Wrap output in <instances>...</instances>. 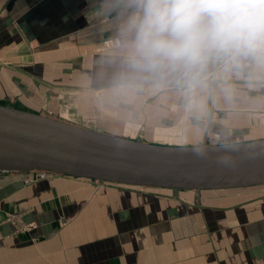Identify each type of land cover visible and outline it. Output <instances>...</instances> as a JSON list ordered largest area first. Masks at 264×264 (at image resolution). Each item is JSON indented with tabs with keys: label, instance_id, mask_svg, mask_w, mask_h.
Returning <instances> with one entry per match:
<instances>
[{
	"label": "crops",
	"instance_id": "crops-1",
	"mask_svg": "<svg viewBox=\"0 0 264 264\" xmlns=\"http://www.w3.org/2000/svg\"><path fill=\"white\" fill-rule=\"evenodd\" d=\"M102 2L0 0V76L9 92L22 93L41 81L49 92L110 88V82L72 81L97 78L84 74L88 68L79 63L112 58L115 38H99V28L113 35L118 21L114 12L101 11ZM114 68L108 64L107 77ZM241 84L247 83L234 81L231 102L209 100L203 115L189 114L167 93L138 97L148 111H175L156 117L154 139L143 142L161 144L155 141L167 135L176 144H164L175 146L264 139L252 136L264 131V116L241 126L249 123L243 111L264 112V87ZM234 111L232 121L226 113ZM22 177L25 172L0 174V264H264V186L219 192L152 188L150 196L66 176L30 184ZM28 223L31 230L19 228Z\"/></svg>",
	"mask_w": 264,
	"mask_h": 264
},
{
	"label": "clouds",
	"instance_id": "clouds-1",
	"mask_svg": "<svg viewBox=\"0 0 264 264\" xmlns=\"http://www.w3.org/2000/svg\"><path fill=\"white\" fill-rule=\"evenodd\" d=\"M101 11L118 21L114 101L167 93L203 115L209 100L231 102L235 80L264 87V0H103Z\"/></svg>",
	"mask_w": 264,
	"mask_h": 264
},
{
	"label": "water",
	"instance_id": "water-1",
	"mask_svg": "<svg viewBox=\"0 0 264 264\" xmlns=\"http://www.w3.org/2000/svg\"><path fill=\"white\" fill-rule=\"evenodd\" d=\"M33 171L143 188L246 189L264 186V139L175 146L106 134L23 107L0 76V174Z\"/></svg>",
	"mask_w": 264,
	"mask_h": 264
},
{
	"label": "rangeland",
	"instance_id": "rangeland-1",
	"mask_svg": "<svg viewBox=\"0 0 264 264\" xmlns=\"http://www.w3.org/2000/svg\"><path fill=\"white\" fill-rule=\"evenodd\" d=\"M103 23H106V20H103ZM106 26H101L99 28V38H115L116 31L107 32ZM113 36V37H112ZM99 64L90 63H79L82 67H86L88 69L81 70L84 74L95 75L97 78L94 79H76L72 80L75 84H82V86L90 85V82H95V84H107L108 82L112 83L113 77H107L106 71L108 68V64H115L113 58H107L105 56H101V59L98 60ZM108 61L110 63H108ZM5 66L11 67V63H2ZM95 66V67H94ZM90 67L92 70H90ZM97 67V71L95 68ZM115 71L117 70V66L115 64ZM98 73V75H97ZM41 81V80H39ZM60 83L66 80H56ZM72 82L71 80H67ZM10 82V81H9ZM10 84V83H9ZM40 86H32L30 85V89L22 92L13 94L12 96L25 108L32 110L36 113H39L42 109L47 114L56 117V119H60L63 121H68L70 123H74L76 125H80L89 129H93L95 131L110 133L114 135H118L120 137H125L129 139H140L142 141H152L156 129H151L153 124L156 123L157 118H161L162 116L167 117L171 112H175L172 109L169 110H146L139 104V101L136 99L132 101H114L110 96V88L101 89V90H87L80 89L75 87L73 89H62L58 87L51 88L50 92L48 91L47 84L44 81H41ZM244 85L241 84L244 88ZM239 95H243L246 98H254L259 100V98L248 97L245 92H237ZM96 102V103H95ZM126 102V103H124ZM252 102V101H250ZM257 103V102H252ZM168 105V104H167ZM169 106V105H168ZM171 107V106H169ZM135 108V109H134ZM251 109V110H250ZM247 111H243L244 116L247 118L249 123H245L244 125H250L253 122V117L255 115L264 116V112H259L256 109L250 108ZM160 112H164V114L160 115ZM236 112L226 113L229 117L228 119L234 120V114ZM157 117V118H156ZM151 126V127H149ZM236 125L235 127L237 128ZM153 133V134H152ZM251 136V135H249ZM252 136H264V131H259L255 135ZM248 137V136H247ZM167 138H171L168 136L166 138H161L163 140H157L155 142L161 143L160 145H166L164 143L176 144L175 141H167ZM237 140V137H231ZM175 142V143H174ZM158 144V143H157ZM16 174V173H15ZM22 174V173H18ZM29 173L25 172V177H22L21 180L25 184H30L40 180H52L55 176H51L48 178L35 177L34 180L30 181ZM59 176V175H58ZM107 188H126L134 192H138L139 194H147L152 196L150 192H152V188H143L138 186H127V185H112L105 184ZM151 189V190H150ZM172 190V189H169ZM182 191V190H178ZM154 194V193H153ZM32 224H21L19 227L22 230H31Z\"/></svg>",
	"mask_w": 264,
	"mask_h": 264
},
{
	"label": "built area",
	"instance_id": "built-area-1",
	"mask_svg": "<svg viewBox=\"0 0 264 264\" xmlns=\"http://www.w3.org/2000/svg\"><path fill=\"white\" fill-rule=\"evenodd\" d=\"M30 175V181L34 180L35 177H42V178H48V177H51V176H55L53 174H50V173H46V172H41V171H33V172H28Z\"/></svg>",
	"mask_w": 264,
	"mask_h": 264
}]
</instances>
